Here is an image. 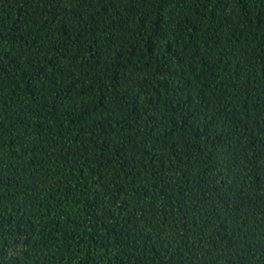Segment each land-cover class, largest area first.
I'll use <instances>...</instances> for the list:
<instances>
[{
  "label": "trees",
  "instance_id": "obj_1",
  "mask_svg": "<svg viewBox=\"0 0 264 264\" xmlns=\"http://www.w3.org/2000/svg\"><path fill=\"white\" fill-rule=\"evenodd\" d=\"M0 264H264V0H0Z\"/></svg>",
  "mask_w": 264,
  "mask_h": 264
}]
</instances>
